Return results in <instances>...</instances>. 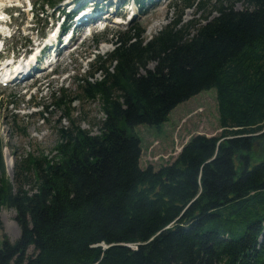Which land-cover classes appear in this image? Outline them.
<instances>
[{
	"label": "trees",
	"instance_id": "trees-1",
	"mask_svg": "<svg viewBox=\"0 0 264 264\" xmlns=\"http://www.w3.org/2000/svg\"><path fill=\"white\" fill-rule=\"evenodd\" d=\"M213 1L204 23L180 15L149 39L134 22L112 33V51L77 81L79 96L101 101L98 134L75 124L62 89L54 104L72 125L52 157L14 153L10 179L0 140V213L14 208L21 229L2 239L0 264H264V0ZM211 88L220 132L192 135L170 164L141 166L133 129L160 127Z\"/></svg>",
	"mask_w": 264,
	"mask_h": 264
},
{
	"label": "rangeland",
	"instance_id": "rangeland-1",
	"mask_svg": "<svg viewBox=\"0 0 264 264\" xmlns=\"http://www.w3.org/2000/svg\"><path fill=\"white\" fill-rule=\"evenodd\" d=\"M3 1L5 4H19L21 8L25 7L27 10L30 8L29 0ZM31 1L35 3L33 13L20 11L19 18L15 16L12 19L13 26L10 29V34L15 33V35L6 40V46L14 49L17 59L20 60L26 49L34 47L37 34L43 36L49 32L51 26L50 16L54 12L53 9L48 10L47 7H44V10L48 11L43 15L39 10L42 8L44 0ZM121 1L118 0L119 3ZM143 2L133 21L128 19H124L121 23L112 21L110 22L111 29L107 31H102L103 26L98 22H96L94 27L88 29L81 30L78 28V37L75 44L64 50L61 55V61L56 65L59 74H51V68H49L38 79H36V76H39L43 71L38 70L39 72H36L35 76H31L34 72L32 71L29 78L21 86L4 87L0 84V140L3 139L5 145L3 156L6 173L10 179L14 177L16 161L13 156L14 153L18 156H25L29 152L38 154L39 151H43L45 155L52 157L55 154L54 148L60 140V129L70 128L72 125L65 116L64 111L54 104V96L59 95L62 89H66L74 100L71 109L75 124L82 129L90 131L91 134L100 132L102 122L106 118V114L101 107V101L79 96L80 87L77 82L79 78H84L94 70L93 65L98 55L106 57L114 47L108 42L98 44L96 42L97 39L103 37V40L111 41L112 33L126 29L132 22L139 24L144 36L149 39L180 15L183 23H204L203 16L207 15L209 11L212 12L211 18L217 16L213 0H205L206 3L203 9L195 7L183 9L182 0H143ZM126 3V5H122V9L130 7L132 4L128 0H126ZM245 7L246 3L238 2L235 4V9L237 10H242ZM59 8L61 7L59 6ZM115 9L116 7H112L106 12L112 17L117 11ZM97 10L100 11L99 9ZM36 12L40 13L39 16L34 15L33 17ZM31 23L35 24L38 29L33 31L32 34L29 33V28L26 27L27 24ZM47 28L49 29L47 30ZM93 33H97L98 36L91 37L90 34ZM10 34L8 33V35ZM0 40H2L1 37ZM5 55L11 58L13 51L0 52V66L1 63H4ZM20 65H23L21 61ZM153 66L154 63H151L150 68H153ZM5 68L13 69V66L7 65ZM99 76L97 74V77ZM217 102V90L215 88L203 90L173 109L169 115V120L160 127L139 125L133 131L141 138L143 150L147 149L154 139H159L158 154L170 155L183 146L194 134L215 135L220 132ZM38 103L49 106L48 111L44 115L40 114L43 107L38 106ZM12 114H17L16 120H14ZM24 127L26 128V133L22 132ZM148 156L147 151H145L142 155L141 166L144 167L148 164L146 162ZM174 156V154L171 155V161ZM163 163L165 161L157 162L154 166L158 168ZM7 164H9V167ZM16 217L17 213L14 208L4 207L2 209L0 213V247L4 236L11 241H15L20 237L21 229ZM32 252L33 249L31 248L29 253Z\"/></svg>",
	"mask_w": 264,
	"mask_h": 264
},
{
	"label": "built area",
	"instance_id": "built-area-1",
	"mask_svg": "<svg viewBox=\"0 0 264 264\" xmlns=\"http://www.w3.org/2000/svg\"><path fill=\"white\" fill-rule=\"evenodd\" d=\"M158 144H159V142H155V143L151 146L150 150H151L152 148H154L155 146H157ZM161 156H162V155H157V156H154V157L149 156V159H150V160H158ZM164 157H167V156H164Z\"/></svg>",
	"mask_w": 264,
	"mask_h": 264
},
{
	"label": "bare ground",
	"instance_id": "bare-ground-1",
	"mask_svg": "<svg viewBox=\"0 0 264 264\" xmlns=\"http://www.w3.org/2000/svg\"><path fill=\"white\" fill-rule=\"evenodd\" d=\"M86 2H88V1H86ZM97 9V8H96ZM105 16H107L106 18H105V22H107V19L109 18V14L107 13V14H105ZM68 25V24H67ZM9 164H10V161H9ZM9 164H7V166L9 167Z\"/></svg>",
	"mask_w": 264,
	"mask_h": 264
}]
</instances>
